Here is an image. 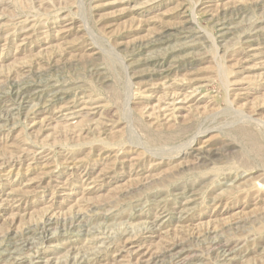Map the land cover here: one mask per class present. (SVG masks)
<instances>
[{
    "label": "rangeland",
    "instance_id": "obj_1",
    "mask_svg": "<svg viewBox=\"0 0 264 264\" xmlns=\"http://www.w3.org/2000/svg\"><path fill=\"white\" fill-rule=\"evenodd\" d=\"M0 264H264V0H0Z\"/></svg>",
    "mask_w": 264,
    "mask_h": 264
}]
</instances>
